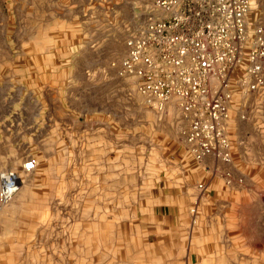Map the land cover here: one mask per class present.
Listing matches in <instances>:
<instances>
[{
	"label": "rangeland",
	"instance_id": "1",
	"mask_svg": "<svg viewBox=\"0 0 264 264\" xmlns=\"http://www.w3.org/2000/svg\"><path fill=\"white\" fill-rule=\"evenodd\" d=\"M152 1L0 0V169L36 161L0 208V264H264V90L234 95L245 184L226 188L175 110L157 114L116 73ZM260 22L250 0L251 33Z\"/></svg>",
	"mask_w": 264,
	"mask_h": 264
},
{
	"label": "built area",
	"instance_id": "2",
	"mask_svg": "<svg viewBox=\"0 0 264 264\" xmlns=\"http://www.w3.org/2000/svg\"><path fill=\"white\" fill-rule=\"evenodd\" d=\"M250 0H153L138 32L125 39L118 77L159 115L175 110L179 137L193 160L226 188H240L234 173L228 123L236 91L264 90V23L248 27ZM244 117V114L241 115ZM36 168L26 157L18 168L0 169V208L16 195L22 175ZM199 192L207 186L196 185ZM191 223L198 202L189 209Z\"/></svg>",
	"mask_w": 264,
	"mask_h": 264
}]
</instances>
